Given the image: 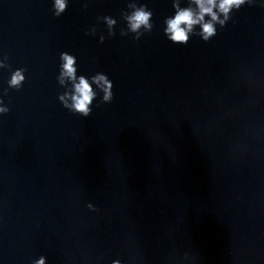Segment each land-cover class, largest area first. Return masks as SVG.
<instances>
[{
  "label": "clouds",
  "instance_id": "1",
  "mask_svg": "<svg viewBox=\"0 0 264 264\" xmlns=\"http://www.w3.org/2000/svg\"><path fill=\"white\" fill-rule=\"evenodd\" d=\"M246 2L250 4L252 0H188V6L181 7L179 0H173L172 6L175 9V14L164 20L166 25L164 34L174 44H187L192 35H197L207 42L217 34L216 25L219 24L223 28L231 19L229 13L232 9L238 10ZM67 6L68 0H54V15L59 17L66 11ZM127 7L131 8L132 11L121 14L123 20L126 21V29H121V35L135 33L134 39L139 40L142 35L152 31L154 26L152 23L153 13L146 5H138L136 0H131ZM221 16L224 18L221 19ZM98 19L106 22L110 36L115 34L113 28L117 22L116 19L111 16H103ZM197 27L199 31H196ZM141 29L144 31L141 32ZM89 34L94 35L95 28ZM104 39V36L100 37L101 42ZM60 61L57 81L59 85H64L67 90L60 94L58 99L64 108L82 117H88L92 112L90 105L96 99L98 91L103 93L102 102L112 101L113 83L106 74L98 72L90 79L84 75L77 76L76 57L68 52L60 54ZM2 67H6V65L0 64V68ZM24 72L25 69L23 68L15 70L8 81L9 87L20 89L25 81ZM93 85L96 86L95 89ZM2 104L3 101L0 100V105ZM8 112V107H0V114H7ZM35 264H44V258L35 261Z\"/></svg>",
  "mask_w": 264,
  "mask_h": 264
}]
</instances>
